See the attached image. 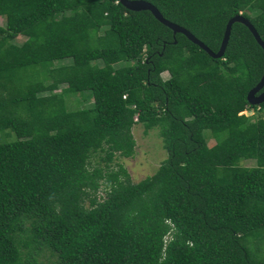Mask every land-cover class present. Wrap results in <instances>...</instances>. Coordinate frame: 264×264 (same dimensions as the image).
I'll use <instances>...</instances> for the list:
<instances>
[{
    "label": "trees",
    "instance_id": "trees-1",
    "mask_svg": "<svg viewBox=\"0 0 264 264\" xmlns=\"http://www.w3.org/2000/svg\"><path fill=\"white\" fill-rule=\"evenodd\" d=\"M146 1L213 51L236 14L264 41V0ZM0 19V264H264V50L243 23L212 58L119 0H0ZM137 123L167 157L133 182L113 161Z\"/></svg>",
    "mask_w": 264,
    "mask_h": 264
},
{
    "label": "rangeland",
    "instance_id": "rangeland-1",
    "mask_svg": "<svg viewBox=\"0 0 264 264\" xmlns=\"http://www.w3.org/2000/svg\"><path fill=\"white\" fill-rule=\"evenodd\" d=\"M0 23H3L1 19ZM23 39V36H18L16 41L20 43ZM60 63L70 64L71 60L68 58L57 60L50 63L47 67H55ZM117 65H121V63ZM45 69L46 66L43 65L32 66L27 69L26 74L34 79L41 78ZM161 77L163 79L167 78L168 73L166 71L162 72ZM63 97L69 110H76L93 105L92 93L90 90L63 92ZM249 110H252L254 114L253 109ZM240 113H244V110ZM131 131L135 139L134 153L129 157L116 155L113 163H121L126 168L131 180L133 182H138L142 178L155 172L159 164L167 157V152L162 146V139L158 127L145 131L143 125L137 123L132 126ZM207 144L212 145L213 140L207 139ZM101 155L102 153L93 156L92 163H100L98 156ZM254 164L255 161L253 159H242L239 162V165L242 166H254ZM101 165H104V162H102Z\"/></svg>",
    "mask_w": 264,
    "mask_h": 264
},
{
    "label": "water",
    "instance_id": "water-1",
    "mask_svg": "<svg viewBox=\"0 0 264 264\" xmlns=\"http://www.w3.org/2000/svg\"><path fill=\"white\" fill-rule=\"evenodd\" d=\"M119 2L127 9L132 11H140V10H148L151 12V14L163 25L170 28L175 33H182L187 37L188 40H190L192 43L198 45L201 49L206 51L208 55L212 58H220L222 57L224 50L226 48L231 26L234 22L243 23L252 33L254 36L256 42L262 47L264 50V41L261 39L260 35L257 33L254 26L251 24V22L242 16L241 14H236L229 18L225 24V29L223 32V36L220 42V45L216 51H213L210 49L207 45H205L201 40H199L197 37H195L189 30H187L185 27L178 25L172 21H169L168 19L164 18L160 11L155 7L152 3L146 1V0H119ZM176 41L174 40V43ZM264 68L262 75L259 79V81L249 89L247 93V102L251 105H259L264 101Z\"/></svg>",
    "mask_w": 264,
    "mask_h": 264
},
{
    "label": "built area",
    "instance_id": "built-area-1",
    "mask_svg": "<svg viewBox=\"0 0 264 264\" xmlns=\"http://www.w3.org/2000/svg\"><path fill=\"white\" fill-rule=\"evenodd\" d=\"M244 113L251 115V114H253V111L252 110H246V111H244Z\"/></svg>",
    "mask_w": 264,
    "mask_h": 264
},
{
    "label": "clouds",
    "instance_id": "clouds-1",
    "mask_svg": "<svg viewBox=\"0 0 264 264\" xmlns=\"http://www.w3.org/2000/svg\"><path fill=\"white\" fill-rule=\"evenodd\" d=\"M246 110H249V109H245L244 111H246Z\"/></svg>",
    "mask_w": 264,
    "mask_h": 264
},
{
    "label": "bare ground",
    "instance_id": "bare-ground-1",
    "mask_svg": "<svg viewBox=\"0 0 264 264\" xmlns=\"http://www.w3.org/2000/svg\"><path fill=\"white\" fill-rule=\"evenodd\" d=\"M2 110V109H1Z\"/></svg>",
    "mask_w": 264,
    "mask_h": 264
}]
</instances>
